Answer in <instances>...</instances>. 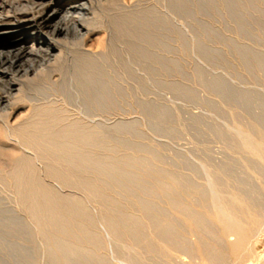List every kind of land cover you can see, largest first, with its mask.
<instances>
[{
    "label": "rangeland",
    "instance_id": "obj_1",
    "mask_svg": "<svg viewBox=\"0 0 264 264\" xmlns=\"http://www.w3.org/2000/svg\"><path fill=\"white\" fill-rule=\"evenodd\" d=\"M153 2L152 10L134 13L114 9L112 4L108 9L96 5L89 19V27L96 31L85 45L90 50H107L102 52L106 57L91 60L77 52L70 71H57H61L60 81L45 76L24 88L10 121L28 127L24 129L43 128L44 134L74 123L101 122L97 127L101 144H80L77 153L105 159L123 172L116 184L106 182V175L81 172L101 185L116 207L96 209L87 193L53 182L60 195H76L85 203L99 237L96 244L78 237L77 245L92 255L82 261L73 257L74 264H175L161 246L156 254H146L127 234L117 241L105 238L99 225L102 213L123 211L134 219L130 226L137 229L136 202L142 192H147L148 202L165 206L169 193L158 191L161 184H169V192L203 219L201 225L193 220L189 227L174 210L167 212L175 223V240H188L190 252L185 259L189 263L201 264L198 244L203 251H212L205 256V264H245L248 259L264 264V165L238 138V130H244L264 140V0ZM0 41L1 49L8 48V39ZM2 125L0 264H61L39 225L30 218L20 219V198L5 177L12 166ZM47 157L46 165L69 169L66 161ZM208 172L222 200L232 208L237 207L234 198L243 201L245 207L234 209L235 213L252 216L250 223L261 230L256 233L253 257L245 254L237 260L232 256L221 226L207 217L213 213ZM48 225H43L46 233L62 236L73 245L72 235H60L54 225ZM70 226L72 234L78 235ZM191 230L195 236L189 234Z\"/></svg>",
    "mask_w": 264,
    "mask_h": 264
},
{
    "label": "bare ground",
    "instance_id": "obj_2",
    "mask_svg": "<svg viewBox=\"0 0 264 264\" xmlns=\"http://www.w3.org/2000/svg\"><path fill=\"white\" fill-rule=\"evenodd\" d=\"M109 4L114 5V9L125 11V13L139 12L141 9H151L154 6L153 0L0 1V40L1 38L8 39V48H0V125L2 123L5 128L6 133H3L5 134L4 144L8 152L10 151L11 159L9 158L10 156L8 158L11 160L12 166L9 171L6 170L7 172L5 173L7 175L5 174V177L10 183L7 184L9 186L12 185V188L16 190V194L20 198L19 204L22 209L21 212L19 211L20 219L23 218L26 221V219L30 218L39 225L41 233L48 239L50 250L53 253H58L61 264H74L73 257L82 261L83 258L92 255L77 245L78 237L83 238L85 243L87 242L88 244H96L99 241V237L94 231V219L85 203L76 195H60L55 187L58 184L53 185V182H57L65 188L87 193L92 198L96 209L99 205H105V208L108 209L115 206L112 198L110 199L105 192L104 194L101 191V185L95 184L93 179L82 176L81 172H90L92 175L93 173L101 176L106 175L108 177L106 182L115 184L124 177V174L117 165L105 159L96 160L93 157L77 153L79 150L77 146L80 144H95L94 146H96L100 142L99 139L101 137L97 127L101 125V122L98 120H92L93 122L90 121L92 124L89 123L90 125L86 124L85 126L81 123L79 125L73 122L74 124H67L68 126L63 127L64 129L62 130L60 129L61 131L44 134L43 128L29 130L32 128L24 129L27 126L15 124L14 121L12 123L10 120L15 112L12 107L20 94L25 92L24 88L28 87V85L42 80L45 76L50 77L54 81H60L62 75L59 72L61 71H57L62 68L70 71V67L76 61H74V55L77 52L78 55L81 52L83 55L86 54L92 58L101 56L107 51L102 49V52L105 51L102 53L99 52L100 49H98L99 51L90 50L88 49L90 47L87 46V48L85 44L96 31V29L89 27V19L93 18L94 7L96 5L107 7ZM112 5L108 7L113 8ZM120 11L119 14L121 15ZM119 14H116V16ZM104 55L106 57V54ZM89 57H87V60ZM3 118L4 120H2ZM105 125L107 126V124ZM238 138L244 147L264 165V140L259 141L244 130H238ZM47 155L54 157L56 161L61 159L66 161L69 164V169L60 171L58 167L54 168L46 165V161L49 160ZM9 159H7L8 162ZM128 159L130 161L132 158ZM133 160L135 161V159ZM207 176L213 211L207 217L221 226L222 236L226 240L232 256L237 260L243 255L245 256V254V257H253L255 254L256 233L259 231L253 223H250L253 217L250 215L241 217L235 213L234 209H243L245 207L244 202L234 198L233 201L237 207L232 208L227 205L221 196L216 193L215 183L209 172ZM45 177L50 178L52 182H47ZM96 181L99 182V180ZM158 191L169 193L165 197L164 207L158 206L155 201L148 202L146 191L140 194L136 202L139 211V217L135 222L138 226L137 229L130 226L133 225L134 219L123 211L102 213L100 222L98 221L99 225H102V230L104 229L103 231L105 232L104 236L109 240H115L127 234L138 241L137 244H139L140 249L146 254H156L159 251L157 246H161L166 256L173 259L172 261L175 264H191L185 259L190 252L188 240L187 238L179 239V241L175 240V223H173L167 212L174 210L189 227H191L193 220V222L201 225L203 219L200 216L193 215L189 204L182 203L177 200L175 194L169 192V184H161ZM93 210L95 211V209ZM45 223L54 225L56 232L60 235L65 237L72 235L74 238L73 245L65 241L62 236V238H59L57 235L46 233L43 226ZM71 224L75 226L78 235L77 233L72 234ZM189 234L195 236L192 230ZM150 238L153 240L150 241ZM195 245L196 254L201 264H205V256L211 254L212 251L208 249L203 251L198 244ZM244 263L252 264L251 259L244 261ZM136 264L139 263L137 262Z\"/></svg>",
    "mask_w": 264,
    "mask_h": 264
}]
</instances>
